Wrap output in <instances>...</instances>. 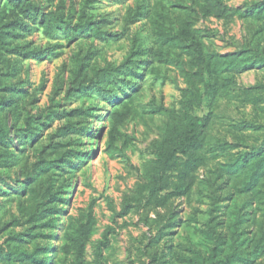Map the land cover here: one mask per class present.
<instances>
[{
	"label": "rangeland",
	"instance_id": "obj_1",
	"mask_svg": "<svg viewBox=\"0 0 264 264\" xmlns=\"http://www.w3.org/2000/svg\"><path fill=\"white\" fill-rule=\"evenodd\" d=\"M34 1L43 7L44 13L54 10L58 2ZM84 1L65 0L64 12L71 14L68 16L71 25L77 24ZM134 1L116 5L111 0H101L90 12L94 18L103 12L124 14ZM262 2L264 0H152L151 14L131 26L125 38L111 43L80 35L67 41L63 34L49 40L40 27L28 31L24 40L29 41L30 46L52 48L55 42L61 45L53 47L54 56L24 61L14 79L25 91L18 103V115L8 113L14 126L13 141L17 136L15 127L24 128L29 116L35 117L36 124L45 122L47 125L40 127L32 145L18 153L14 167L0 169V264L20 262L14 254H9V244L28 252L35 247L37 250L56 247L44 254L50 257L51 264H75L76 253L65 249V245L70 235L86 223L90 208L94 223L81 264H98L94 251L108 227L112 231L107 245L101 248L100 264H193L189 258L200 263L209 257H223L233 249L237 238L244 240L239 250L257 248L259 256L255 264H264V212L254 204H246V198L235 193L228 176L222 172L229 157L242 152L251 154L264 146V67L221 73L219 92L209 102L204 94V83L208 82L209 75L199 64L202 57L208 60L210 54L225 60L232 56L252 57L253 50L240 52L245 47L263 46L264 18L251 15L248 7ZM205 6L210 13H206ZM160 12L166 15V23L185 24L194 45L178 48L166 43L164 51L158 50L156 55L160 57H153L150 64L154 66L153 71L148 70L138 86L129 91L136 116L126 120L111 135L107 117L110 105L101 99L66 98L75 58L89 50L93 54L91 63L96 67L107 62L118 64L129 51L135 32L148 35L154 47H162L155 41ZM120 26V19H115L107 27L115 31L120 30ZM195 48L201 50V58ZM227 76L234 79H226ZM192 94L202 95L201 106H194L192 113L208 116L202 146L206 161L195 171L194 185L186 195L173 198L165 205L139 198L136 187L145 181L144 169L155 157L154 146L168 111L186 110L185 98ZM93 101H97L96 115L85 119L86 127L78 135L82 156L62 170L54 169L53 189L62 192L60 196L64 200L56 203L58 211L52 216L54 227L43 228L42 235L33 240L24 212L27 196L18 188L25 184L28 175L33 180L47 178L52 172L39 175L33 163L37 158L36 148L48 144L49 137L65 122L62 112ZM52 109H57L60 115L49 120L45 116ZM15 145L14 149L18 150L20 145L17 142ZM211 169L220 174L212 183L207 180Z\"/></svg>",
	"mask_w": 264,
	"mask_h": 264
},
{
	"label": "trees",
	"instance_id": "obj_2",
	"mask_svg": "<svg viewBox=\"0 0 264 264\" xmlns=\"http://www.w3.org/2000/svg\"><path fill=\"white\" fill-rule=\"evenodd\" d=\"M101 0H85L78 16L77 24L71 25L65 0H58L51 12L44 13L38 2L34 0H3L0 4V169H10L17 164L18 153L24 152L25 147L32 145L39 136L45 122L36 124L34 116L26 119L24 128L15 127L16 141L20 148L15 150L13 141V122L9 120L8 113L18 115V103L24 88H20L14 79L19 75L22 64L26 60H41L46 56L56 55L53 47L60 46L55 42L49 46H30V42L24 40V35L31 29L41 28L43 34L49 39H55L63 34L64 39L70 41L77 36H93L106 43L117 42L125 38L131 26L140 23L151 14L152 0H135L132 6H128L124 14L103 12L98 18H94L90 12L96 8L95 3ZM114 4H123L126 0H111ZM181 1V0H177ZM195 1V0H194ZM206 0H204L205 2ZM210 1V0H207ZM89 8V10H86ZM70 10V9H68ZM206 13H210L205 6ZM251 15L258 19L264 18V3H256L248 7ZM161 21L156 25V43L162 47H154V42L148 35L133 33L131 45L126 56L118 64L107 62L101 67L91 63L93 54L88 50L83 55L75 58V65L70 73L69 85L65 91L66 98L79 97L102 100L110 105L107 112L109 132L111 135L126 120L134 118L137 114L132 105L130 92L135 89L145 74L153 71V57L158 56V50L164 51L166 43L169 46L188 48L194 45L192 36L187 35L185 24L178 22L176 26L166 23V15L160 12ZM120 19V30L111 31L108 25L113 20ZM172 33H171V32ZM171 33V34H170ZM190 39V40H189ZM191 45V46H190ZM201 58V50L195 48ZM253 50L254 54L245 56H232L229 60L210 54L209 59L201 58L199 64L203 71L209 75L208 82L204 83V94L209 102L219 92L218 76L226 71L240 73L255 66L264 67V43L262 47H250L242 49L240 53ZM90 54V55H89ZM48 56V57H49ZM160 56H158L159 58ZM226 79L233 80V76ZM251 89V88H247ZM188 107L183 112L174 109L168 111L166 122L161 128L160 137L154 149L155 157L145 166V181L138 184L136 192L139 198H147L151 202L161 205L167 204L171 199L186 195L195 183V171L206 161L202 153L204 142V128L207 125L208 116H197L192 113L194 106H201L202 95L192 94L185 98ZM97 101L90 102L87 106L79 105L68 111L62 112L65 118L63 125L57 128L56 133L50 136L48 144L36 148V161L33 166L38 174L49 171L47 178L36 177L30 180L26 176L25 184L20 185L19 191H23L26 197L24 212L26 222L29 225L30 238L35 240L42 235L43 228H52L53 215L57 213L56 203L64 202L60 196L62 192L54 190V169L62 170L72 164L73 160H79L78 135L82 134L85 119L92 117ZM211 105V104H210ZM4 112V115H1ZM57 109H52L45 117L52 120L53 116H59ZM12 118V115H11ZM81 119V120H80ZM92 129H89V131ZM88 131V132H89ZM57 137L54 141L53 138ZM222 172L231 182V188L235 193L244 196L246 204L259 207L264 212V146L255 149L253 153L242 152L235 157H229L222 166ZM220 174L210 170L207 180L212 183ZM250 199L247 201V199ZM94 218L92 210L88 211L87 221L71 234L65 249L76 253L75 264H81V256L84 246L88 241ZM112 231L108 227L102 234V240L98 242L94 251L97 263L100 264L101 248L108 243V235ZM19 239V238H17ZM51 240V238H49ZM235 240L233 249L223 257L201 260L189 258L193 264H255L259 253L257 248L253 251L240 248L244 240ZM10 247L9 254H14L19 259V264H51L50 257L46 254L56 247L45 246L43 250L28 252L24 248L18 250ZM44 257L37 260L40 255ZM19 255V256H17ZM200 257V256H198ZM217 257V256H214ZM201 258V257H200Z\"/></svg>",
	"mask_w": 264,
	"mask_h": 264
}]
</instances>
